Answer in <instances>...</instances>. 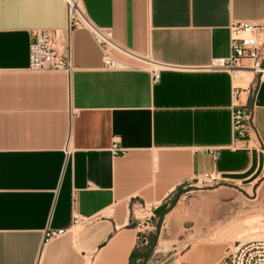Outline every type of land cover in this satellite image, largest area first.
<instances>
[{
  "label": "crops",
  "instance_id": "crops-1",
  "mask_svg": "<svg viewBox=\"0 0 264 264\" xmlns=\"http://www.w3.org/2000/svg\"><path fill=\"white\" fill-rule=\"evenodd\" d=\"M81 4L95 27L162 66L159 80L145 69L103 70L93 36L67 32L62 0H0V264H135L137 203L172 222L180 212L173 199L196 197V179L216 172L225 183L212 195L241 204L237 184L255 175L264 153V83L248 95L253 128L239 139L233 72L213 69L230 56L233 22L264 20V0ZM41 30L69 44L70 75L28 70ZM257 83L253 75L249 89ZM201 207L191 238L221 226L209 200ZM51 232L62 234L45 243ZM209 251L206 264H214L219 253Z\"/></svg>",
  "mask_w": 264,
  "mask_h": 264
},
{
  "label": "built area",
  "instance_id": "built-area-1",
  "mask_svg": "<svg viewBox=\"0 0 264 264\" xmlns=\"http://www.w3.org/2000/svg\"><path fill=\"white\" fill-rule=\"evenodd\" d=\"M67 11V32L83 30L89 32L100 47L102 53V68L108 71L149 70L154 82L159 80L162 66L141 57L118 43L110 32L93 25L88 15L84 12L81 0H62ZM58 32L41 30L36 33V41L30 46V63L28 70L34 73L62 72L70 75L73 65L69 52V44L62 47L58 43ZM164 68H168L163 66ZM213 69L233 72L234 78L241 71H250L256 76L258 83L252 90L233 87L232 123L233 134L239 139H246L253 128L254 114L248 107V95L256 98L258 88L264 83V20L260 22L236 21L230 27V56L225 60L215 62ZM251 83V82H250ZM241 91L247 95L241 98ZM119 150H113L117 153ZM225 183L218 173H205L196 179L199 189L220 187ZM189 182L184 187L185 191L191 187ZM141 211L151 212V206L137 203ZM150 220V219H149ZM142 223L137 237V246L148 244L144 237L148 223ZM148 222V221H147ZM82 220L75 217L74 225L78 226ZM62 232L47 233L45 243L57 238ZM216 264H264V239L254 240L234 245L227 248L226 255Z\"/></svg>",
  "mask_w": 264,
  "mask_h": 264
},
{
  "label": "rangeland",
  "instance_id": "rangeland-1",
  "mask_svg": "<svg viewBox=\"0 0 264 264\" xmlns=\"http://www.w3.org/2000/svg\"><path fill=\"white\" fill-rule=\"evenodd\" d=\"M262 98H264V88L261 91L260 103ZM237 185L241 188L237 194L242 199L241 204L233 200L218 202L212 194L219 187L203 189L196 187V190L201 192L196 197L182 200L179 204L177 199H173L170 209H181L180 212L174 213L176 217L172 222L167 219L168 216L165 217L166 214L156 216L154 219L150 212L141 211L138 205H135L133 208L135 220L145 219L148 223L144 235L148 244L139 248L137 246L141 258L135 264H206L210 249L216 254L219 253L215 261L217 263L226 255L227 248L242 242L264 239V153L261 154L260 165L255 175L243 184ZM190 190L193 188L189 187L186 191ZM207 200L211 209H214L213 215H217L213 221L216 223V220L220 219L221 226L209 235L191 238L199 229L198 219L203 214L200 212V209H203L201 204ZM185 217H194V220ZM174 223L175 234H178L172 238L168 235L170 232L168 229ZM210 225L211 221L208 223V228ZM183 227L189 229L188 232H185ZM165 234L167 247L162 248L161 245L166 244L163 237Z\"/></svg>",
  "mask_w": 264,
  "mask_h": 264
},
{
  "label": "bare ground",
  "instance_id": "bare-ground-1",
  "mask_svg": "<svg viewBox=\"0 0 264 264\" xmlns=\"http://www.w3.org/2000/svg\"><path fill=\"white\" fill-rule=\"evenodd\" d=\"M252 79H253V74L250 71H241V72L237 73V76H236L235 81H234V85H235V87L247 88L249 86L250 82L252 81ZM242 243H244V242H242Z\"/></svg>",
  "mask_w": 264,
  "mask_h": 264
}]
</instances>
